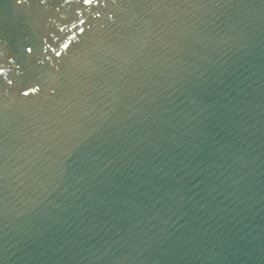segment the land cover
Segmentation results:
<instances>
[{
	"label": "water",
	"instance_id": "95a60500",
	"mask_svg": "<svg viewBox=\"0 0 264 264\" xmlns=\"http://www.w3.org/2000/svg\"><path fill=\"white\" fill-rule=\"evenodd\" d=\"M0 264H264V0H0Z\"/></svg>",
	"mask_w": 264,
	"mask_h": 264
}]
</instances>
